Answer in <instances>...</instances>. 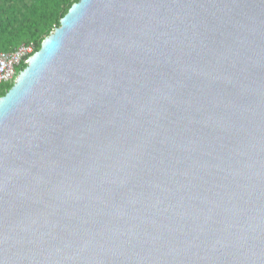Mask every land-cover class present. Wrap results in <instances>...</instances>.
<instances>
[{"label": "water", "instance_id": "obj_1", "mask_svg": "<svg viewBox=\"0 0 264 264\" xmlns=\"http://www.w3.org/2000/svg\"><path fill=\"white\" fill-rule=\"evenodd\" d=\"M0 264H264V0H78L0 97Z\"/></svg>", "mask_w": 264, "mask_h": 264}, {"label": "trees", "instance_id": "obj_2", "mask_svg": "<svg viewBox=\"0 0 264 264\" xmlns=\"http://www.w3.org/2000/svg\"><path fill=\"white\" fill-rule=\"evenodd\" d=\"M78 0H0V51L12 52L25 44L39 50L42 40L59 27L60 19ZM25 67L21 65L20 71ZM12 86L0 85V97Z\"/></svg>", "mask_w": 264, "mask_h": 264}, {"label": "built area", "instance_id": "obj_3", "mask_svg": "<svg viewBox=\"0 0 264 264\" xmlns=\"http://www.w3.org/2000/svg\"><path fill=\"white\" fill-rule=\"evenodd\" d=\"M34 53L33 44H25L12 52L0 51V85L13 83L17 70L26 65V60Z\"/></svg>", "mask_w": 264, "mask_h": 264}]
</instances>
